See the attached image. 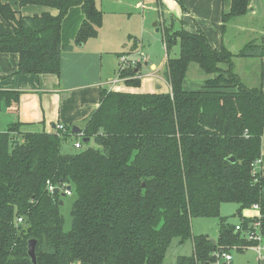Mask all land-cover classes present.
I'll return each mask as SVG.
<instances>
[{"label":"trees","instance_id":"obj_1","mask_svg":"<svg viewBox=\"0 0 264 264\" xmlns=\"http://www.w3.org/2000/svg\"><path fill=\"white\" fill-rule=\"evenodd\" d=\"M248 2L233 0L223 21L245 14ZM27 4L58 14L23 16L0 0V52L19 54L21 74H60L62 52L96 37L102 25L97 0L19 1ZM164 42L171 91L101 90L83 129L98 147L62 153L64 136L22 132L18 123L0 132V264H34L30 239L37 240V264H165L175 239H191L194 248L177 264L214 263L215 253L252 245L221 217L227 202L239 204L245 227L255 218L243 210L259 203L264 231V175L254 170L262 155L263 87L244 84L235 54L212 47L202 31L165 26ZM177 45L179 56H170ZM253 47L238 55H261ZM192 63L209 76L202 90L184 89ZM120 75L127 85L141 84L136 67ZM19 98L20 91L0 90V109ZM68 186L77 198L65 231L60 191ZM197 217H221L216 244L193 234Z\"/></svg>","mask_w":264,"mask_h":264},{"label":"crops","instance_id":"obj_2","mask_svg":"<svg viewBox=\"0 0 264 264\" xmlns=\"http://www.w3.org/2000/svg\"><path fill=\"white\" fill-rule=\"evenodd\" d=\"M2 1L10 3L23 16L41 15L45 12L58 14L56 8L49 6H20V0ZM99 1L101 6H98V0L97 6L103 11V21L98 35L85 42L75 43L70 50L62 52L60 74H21L19 54L0 52V90L20 91L18 103L0 109V132L7 130L13 123H18L22 132H55L56 124L64 123L68 129L64 135L67 142L72 140L73 136L76 138L75 143L84 142V136L81 134L86 120L100 105L101 90L170 92L169 55L164 42L165 26H173L176 30L184 29L191 33L204 32L212 47H226L235 54L234 70L244 84L264 89V0H249L245 14L234 16L226 22L223 21V15L231 12L233 0ZM158 33H161L164 55L150 50L160 41L156 36ZM248 44H254L253 48L261 51H257L261 55L239 56L240 50ZM177 46L171 51V55L175 51L173 57L179 56L176 55ZM137 51L147 57L145 61H139V67L136 66V76L141 79L140 86L127 85L124 78H119L113 85L111 81L116 79L119 73V55ZM146 67L150 69L148 72ZM219 67L226 69L228 65L221 63ZM245 69L247 71L243 72ZM250 74L258 78L253 80L248 76ZM200 80L201 88L193 89L191 87L195 82L187 81L186 76L184 89L202 90L206 78ZM74 126L80 127L81 131L74 133ZM91 140L89 137L87 142ZM61 151L67 154L75 153L65 150L63 146ZM256 172L264 175V133L262 155L256 164ZM243 212V216L247 218H256L260 213L259 209L253 207ZM218 234L219 231L214 237L208 235L217 240ZM238 251L241 253L236 256L230 252V262L233 264H264V252L260 255L252 247Z\"/></svg>","mask_w":264,"mask_h":264},{"label":"rangeland","instance_id":"obj_3","mask_svg":"<svg viewBox=\"0 0 264 264\" xmlns=\"http://www.w3.org/2000/svg\"><path fill=\"white\" fill-rule=\"evenodd\" d=\"M15 4V3H13ZM100 1L98 0V6L100 5ZM179 27V25L177 24ZM160 41L156 44V46H152L150 48L151 51L155 50L156 52H159L161 55L165 54V48L162 45V39H161V33H158L156 35ZM75 44V43H74ZM148 48V40L146 41V50ZM180 46L178 45L176 48V55L180 54ZM175 52V51H174ZM174 52L172 53V57L174 56ZM150 69L149 67H146V71L148 72ZM145 71V70H144ZM247 69H245L246 72ZM248 76H251V79L258 78V76L254 74H250ZM207 74L202 71L197 63H192L189 67V71L187 72V81H193L195 82L194 85H192L191 88L193 89H198L201 88L202 85H200V79L201 78H207ZM197 83V84H196ZM171 86V85H170ZM171 91V90H170ZM80 134V133H79ZM84 136V133L82 134ZM85 137V136H84ZM76 138L73 136L72 140L70 139L69 142L66 141V139L63 138L62 145L65 150L67 151H72V152H80L84 148H87L89 146H94L98 147V145L91 140L90 142H81L82 143V148H75ZM60 190V189H59ZM65 188H62L60 191V200L63 202L61 205V213L64 217V230L68 231L71 228L72 224V216H71V210L74 201L77 198V194L74 189H72V194L68 195L64 193ZM54 193V192H53ZM238 209H239V204L233 203V202H227L222 205L220 215L221 217H226L228 222L231 224H236L239 222L241 219V216L238 215ZM244 211V210H243ZM243 215L245 214L244 212L242 213ZM221 217H197L193 218L192 220V231L194 235L202 234V233H207L210 234L212 237H214V234L218 233L219 228H220V218ZM193 242L191 239L187 240L184 244L179 245L178 244V239H175L169 249L168 256L166 259L165 264H177V257L179 255H191L193 253ZM232 254L234 256L240 254L241 252L233 249L231 250ZM256 256V254H255Z\"/></svg>","mask_w":264,"mask_h":264},{"label":"built area","instance_id":"obj_4","mask_svg":"<svg viewBox=\"0 0 264 264\" xmlns=\"http://www.w3.org/2000/svg\"><path fill=\"white\" fill-rule=\"evenodd\" d=\"M146 56L140 52L137 51L136 53H123L122 55L119 56V73L116 79H113L111 83L114 85L119 81L121 78V71L128 68V67H136L139 64V61H145ZM59 136H64L67 134L68 129L64 123H58L56 124V131H55ZM83 134V133H82ZM81 134V135H82ZM76 148H80L82 146L81 141H78L75 143ZM259 160H257L254 163V170L256 171V164L258 163ZM48 189L50 192H54L56 189V186L53 185L52 183L48 182ZM72 188L69 189L68 187H65L64 193L71 195L72 194ZM253 208L259 209L260 213L259 215L252 221L247 227L244 226L243 221H240L238 224L235 226V232L241 233L249 242L252 243L250 247L254 248L260 255L264 252V231H263V226H262V217L263 213L261 211V205L259 203H256L252 206ZM23 219L21 217L18 218V222H22ZM215 255L218 258V262L221 263L223 261L230 262L232 259V255L227 252H223L222 254L220 253H215Z\"/></svg>","mask_w":264,"mask_h":264},{"label":"water","instance_id":"obj_5","mask_svg":"<svg viewBox=\"0 0 264 264\" xmlns=\"http://www.w3.org/2000/svg\"><path fill=\"white\" fill-rule=\"evenodd\" d=\"M81 131V128L80 127H77V126H74L73 127V132L74 133H78ZM83 141L84 142H87L89 141V137H84L83 138ZM232 159L234 160V158L232 157ZM143 186H145V183H143ZM69 189H71V186H68ZM59 191L58 188H56L54 190V193L57 194ZM61 204H63V202L61 201ZM212 242L214 244H216V239L214 238H211ZM36 244H37V240L36 239H30L29 240V243H28V254L29 256L31 257V260L34 264H37V254H36ZM222 264H229L228 262L224 261Z\"/></svg>","mask_w":264,"mask_h":264}]
</instances>
